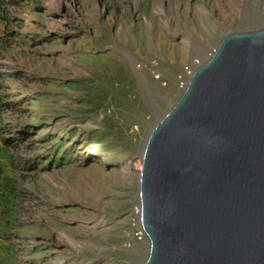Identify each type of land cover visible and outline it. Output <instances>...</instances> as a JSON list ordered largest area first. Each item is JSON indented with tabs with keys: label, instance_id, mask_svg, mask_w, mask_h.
Listing matches in <instances>:
<instances>
[{
	"label": "rangeland",
	"instance_id": "1",
	"mask_svg": "<svg viewBox=\"0 0 264 264\" xmlns=\"http://www.w3.org/2000/svg\"><path fill=\"white\" fill-rule=\"evenodd\" d=\"M263 27L264 0H5L0 264H143L149 133L227 34Z\"/></svg>",
	"mask_w": 264,
	"mask_h": 264
},
{
	"label": "water",
	"instance_id": "2",
	"mask_svg": "<svg viewBox=\"0 0 264 264\" xmlns=\"http://www.w3.org/2000/svg\"><path fill=\"white\" fill-rule=\"evenodd\" d=\"M154 126L143 264H264V27L227 34Z\"/></svg>",
	"mask_w": 264,
	"mask_h": 264
},
{
	"label": "bare ground",
	"instance_id": "3",
	"mask_svg": "<svg viewBox=\"0 0 264 264\" xmlns=\"http://www.w3.org/2000/svg\"><path fill=\"white\" fill-rule=\"evenodd\" d=\"M189 81V80H188ZM187 85V84H186ZM187 87V86H186ZM185 90V89H184ZM152 131V130H151ZM150 134V133H149ZM148 139V138H147ZM146 144V143H145ZM145 146V145H144ZM144 149V148H143ZM142 155H143V153H142ZM140 165H141V162H140V164H139V167H140ZM140 170V169H139ZM139 176H140V171H139V173H138V182H139ZM138 186V185H137ZM137 211H138V209H137ZM139 211H138V222H139V227H140V220H139ZM140 229H141V227H140ZM141 231H142V229H141ZM143 238L144 239H146L147 240V236H146V234L144 233V231H143ZM142 238V239H143ZM147 242H148V240H147Z\"/></svg>",
	"mask_w": 264,
	"mask_h": 264
},
{
	"label": "built area",
	"instance_id": "4",
	"mask_svg": "<svg viewBox=\"0 0 264 264\" xmlns=\"http://www.w3.org/2000/svg\"><path fill=\"white\" fill-rule=\"evenodd\" d=\"M189 74H190V76L192 75L191 72H190ZM138 211H139V209H138ZM139 213H140V211H139ZM135 236H136L139 240H141V239L143 238V231H141L140 227H139V229L137 230V232L135 233Z\"/></svg>",
	"mask_w": 264,
	"mask_h": 264
},
{
	"label": "trees",
	"instance_id": "5",
	"mask_svg": "<svg viewBox=\"0 0 264 264\" xmlns=\"http://www.w3.org/2000/svg\"><path fill=\"white\" fill-rule=\"evenodd\" d=\"M4 2H5V0H1L0 5H1V4H4Z\"/></svg>",
	"mask_w": 264,
	"mask_h": 264
}]
</instances>
